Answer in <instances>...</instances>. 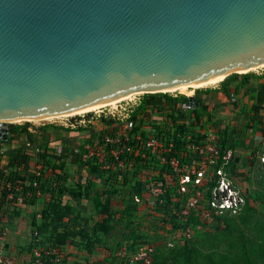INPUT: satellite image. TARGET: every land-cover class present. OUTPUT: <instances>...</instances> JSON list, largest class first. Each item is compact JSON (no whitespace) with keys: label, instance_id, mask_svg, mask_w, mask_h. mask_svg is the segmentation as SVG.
<instances>
[{"label":"water","instance_id":"water-1","mask_svg":"<svg viewBox=\"0 0 264 264\" xmlns=\"http://www.w3.org/2000/svg\"><path fill=\"white\" fill-rule=\"evenodd\" d=\"M260 66L264 0H0V146L9 120Z\"/></svg>","mask_w":264,"mask_h":264},{"label":"trees","instance_id":"trees-1","mask_svg":"<svg viewBox=\"0 0 264 264\" xmlns=\"http://www.w3.org/2000/svg\"><path fill=\"white\" fill-rule=\"evenodd\" d=\"M254 73H233L223 79L220 84L222 92L230 98V90L238 93L241 85H236L230 88V84L239 76H251ZM202 94L209 92L212 89H197ZM220 91V90H219ZM213 92H216L214 90ZM202 96V95H201ZM201 96H197V101L200 105L193 110L192 116L188 119L190 122H180L177 115L170 112L173 105L169 102L173 101L169 92L145 93L143 95L138 112L132 116L134 120H138V124L132 131L131 140L126 142L127 145L133 147L132 151H126L120 158L124 161V166L118 169L115 168L117 159L106 156V160L110 162L111 169H102L99 158L89 159L86 163L91 167L93 174L102 173L106 176V181L110 183L108 190L100 192L95 190L94 183L88 179L83 182L78 181L76 185L69 186L68 171L66 163L63 159L51 158L46 152L39 151V158L44 163L42 175L36 177L34 168H29V160L26 157L22 158V153L14 149L13 154H8L5 157L4 152L0 151V191L8 195L9 193L21 192L23 195L31 196L33 203L40 197L38 191H42L45 197L48 195V200L44 201V207L41 209L40 217L37 213L33 214L31 226L32 239L27 246L28 252L31 254L29 264H69L67 260L66 248L71 246L73 250L91 255L99 247H105L108 251V256L99 261L100 264H145L143 261L131 262L129 256L136 253L139 248L148 243L154 247L151 252V262L149 264H159L157 258L161 257L166 251V258L173 260L174 264H201L199 257H194L192 250L195 238L200 237L204 232L205 223L212 221V229H216L219 233L227 235L233 233L234 230H241V226L245 225L250 230L254 231L256 255L264 258V212L257 216L258 208L251 203L258 200L259 196L253 197L251 194L241 192L245 199V204L239 213L230 214L228 212L219 213L215 208L210 206L213 198V190L218 185L217 169L223 167L230 179L237 184L234 179L239 178V167L234 157L230 158L225 164L224 156L229 149L233 150L234 142L229 139V130L225 128L218 132L221 136L219 145V155L216 156L217 163L212 164L209 177L205 178L197 189L202 191V197L198 208L193 210L189 216V225L192 229L190 238L184 237V226L180 221V210L182 209L186 193L179 192L180 183L179 175L174 174V181L171 185H165V196L163 203H160L158 198H152L151 187L149 181L151 178L165 179L166 169H169L171 160L182 153L188 143H201L205 137V128L203 126L204 114L210 112V105L203 103ZM163 99L164 105H160ZM178 100L187 101L188 97L184 94L179 95ZM168 107V115L164 118L154 119L150 114L146 113L147 108L156 112H164L166 105ZM203 111V112H202ZM170 112V113H169ZM140 113V117H138ZM210 114L209 118L210 119ZM104 124L111 126L113 119H106ZM150 129L147 131L148 126ZM30 123L26 121L23 124H13L9 134L7 144H13L20 136L30 132ZM106 134L114 136V129L107 128ZM150 134H154L157 138H162V144H158L155 148H149L145 144L146 139ZM101 146H105L106 151H110L116 147L113 143H107L103 139L99 140ZM90 142V140H89ZM170 143L172 146L170 147ZM105 144V145H104ZM18 154L20 155L16 156ZM185 153L190 156L191 150L186 149ZM234 154V153H233ZM255 156V153H254ZM165 158L166 162H162L161 158ZM187 157V156H186ZM254 159L252 158V164ZM6 169V171H4ZM39 181V187L33 186L34 180ZM33 180V181H32ZM23 183L21 189H17ZM121 196L124 206L121 209H115L113 206L114 196ZM135 195L139 196L141 202L135 200ZM65 197L81 199L89 205L86 211L75 209ZM153 201V203L150 202ZM32 203V204H33ZM148 210V215L157 218L154 223V229L158 231L162 239L154 237L152 240L147 237V234L140 232L141 224L135 223V211L142 208ZM203 208L210 211L211 217L205 218L200 212ZM132 217V218H131ZM128 219V228L130 234L127 243L120 242L119 246L127 251V257H117L111 254V247L106 243V237L114 229L115 223L120 219ZM131 218V219H130ZM136 224V227L131 228V225ZM202 225L201 229L197 225ZM211 224V223H210ZM37 232V234H35ZM241 238L246 241L251 239L246 236L245 231H240ZM160 240V241H159ZM173 242V246H169V242ZM245 243V241H243ZM164 244V245H162ZM237 251V257L241 260V264H259L256 258H253V253L248 249L247 244H243ZM41 250L40 263L36 262L37 257L34 255L35 250ZM129 253L132 252V253ZM198 251V250H197ZM196 251V252H197ZM48 252V253H46ZM198 254H201L198 251ZM197 256V254H196ZM207 264H215L212 253L204 254ZM88 260V259H87ZM88 264V261L86 262ZM166 264L165 262H160ZM76 264H81L77 262Z\"/></svg>","mask_w":264,"mask_h":264},{"label":"rangeland","instance_id":"rangeland-1","mask_svg":"<svg viewBox=\"0 0 264 264\" xmlns=\"http://www.w3.org/2000/svg\"><path fill=\"white\" fill-rule=\"evenodd\" d=\"M257 69H254L251 71H256L257 73V71H263L262 69L264 68H257ZM242 73H245V72H242ZM220 82L216 81L214 83L207 84L206 87L203 86L200 88L188 87L186 89H178L175 91H170L169 93H178L179 95L181 94L189 95L190 93L195 94L197 96L202 95L201 96L202 102L208 103L210 105V108H209L210 112L205 113L204 118H203V126L205 128V131H207V129L209 131L210 129H213L214 131L221 132L226 128V125L228 126L226 122L224 126L220 125V124H223L224 121L229 120L228 122L229 124L238 126L241 123H244L243 122L244 120L247 122L248 119H251V116H249V114L245 112L246 114L245 117H242V118L237 117L234 114L235 113L234 110L231 111L232 115L231 114L227 115L229 112V110L227 109V110H223L222 112L223 113L222 115L224 116L226 115V117L219 115L221 116L219 119H222V120L217 121V113L219 114L220 112H217L216 108L213 105L214 101L216 100L215 93L213 92V90L222 87ZM196 89H212V90L209 92L207 91L203 92L202 94L200 91ZM185 91L189 93H184ZM143 93L145 94V92L135 93L129 96L128 98H123V99H120L119 101L124 100V99H128V100L132 99L131 103H134L135 101H138L139 99L143 98V95H144ZM234 99L236 100V98ZM117 103L118 102L109 104V106L116 105ZM109 106H105V107H109ZM107 109L108 108H106V111ZM99 110L100 109H97L96 111L99 112ZM94 111H92V113L95 114ZM92 113H90V115ZM146 113L148 114L153 113L154 119H157V117L159 119L161 117V115L158 116V114H156L153 110H150V111L148 110L146 111ZM181 114H184V112L182 111ZM209 114L211 115L210 119H208ZM191 116L192 115L188 114L186 115V118L180 117L181 119L180 121L189 123L190 121L187 120V118H190ZM79 117L80 116L78 114L72 117L70 115L68 120L66 116L54 117L51 119L30 120L28 121L30 123V126H29L30 132L26 134H19L20 136L15 140L13 144L10 145V149L17 150L24 145H29L31 147L41 146L42 149L46 151L47 155H49V157L57 159L61 156V154H58L60 153L59 149L57 150L58 151L57 155L54 154L55 149H54L53 143L54 142L60 143L64 147L63 153L65 152V155H66L65 157L62 156L60 159L62 158L65 159L66 169L69 175V180L67 181V185L74 186L81 179V177H88L89 175H91L92 178H94L93 183H94L95 190L103 192L109 189L110 183L106 181V176H104L105 174L103 175L102 173H96V174L92 173L91 167L89 166L88 163H86V161L89 160L90 157L86 156L85 153L84 154L79 153L80 144L78 142L80 141L78 139H80L82 135L85 136L84 139L87 138L86 140H90V141L93 138L97 139V137L100 138L104 136V133L106 131L105 125L101 123L100 119H93V122L88 123L87 126H79L74 129L68 128L65 126L64 123L68 122L71 119L72 121H74L75 119H79ZM25 122H26L25 120H21V121H16L13 123L19 125ZM149 129L150 127L148 126L147 131ZM236 129L237 131H235L234 133L232 132L230 133L229 131V137L232 138L234 134V138H233L234 147H236V149H240L241 147L242 149H248L250 148L251 145H254L253 149L260 146L256 152L257 156L259 155L258 152L260 151L264 152V149L262 148V144H259V143L254 144V140H253L254 133L259 132L260 129H262L261 125L257 124L254 128L248 125L245 127V130L243 128L244 131H239V128H236ZM232 153H234L232 155L233 157H235V155L237 154L236 157L241 158V155L238 154V150L235 151V149H233ZM261 158L260 157L255 158L253 164L250 163L251 165L249 164V166L247 165L245 168L244 167L242 168V171L247 170L249 175L244 178L241 177V178L234 179L237 181V184H235V182H233V179H231L232 180L231 186L234 189H238L241 192L246 193L247 195L251 194L253 197H255L256 195L259 196L257 202L256 201L254 202L251 200V203L258 208L259 213H257V216H260V213L262 214L264 212V166L260 164L261 162H264V161H262ZM32 164H33V160H30L29 168L31 169H33L35 166L34 164L33 165ZM83 164L88 168L86 169L87 172L85 171L83 172L82 170ZM77 165L80 168L75 167ZM225 194L226 192L224 193L222 192L220 196L223 197ZM71 200L75 202H79L78 199H71ZM239 201L241 200L239 199ZM150 202L153 203L152 200H150ZM74 206L78 207L77 204H75ZM113 206L115 209H121L124 206L121 196L119 195L114 196ZM143 207L144 206L142 205L141 209H138L134 212L136 217L133 216V218H135V223H140L142 225L140 228V232H142V234H147L146 236L150 238L146 240H152L154 237H157L158 239H162L160 236L161 233H159L158 231L154 229V223L157 221V218L154 216L148 215L147 213L148 210L144 209ZM212 221L213 220H211V222L205 223L203 227L204 232H202V235L200 237L195 238L194 243H193V247H195V249L192 250V253H194L193 256L199 257V261L201 264H207L204 254H208V253L213 254L215 264H241L240 262L241 260L237 257L238 255L237 251H240L239 247L243 244H247L248 249L253 253V258H256L259 264H264V258L260 256L259 254L256 255L258 252H256V248L254 247V241H255L254 239H255V234H256L254 231L250 230L249 227H246L245 225L241 226V230L245 231L246 236L251 239L250 241H246L240 236L241 230L240 231L234 230L233 233L224 235L222 233H219L218 230L211 228L212 227L211 225L213 224ZM134 227H136V224H133V226L131 225V228H134ZM130 230L131 229L128 228V219L120 218L115 223L114 229L110 232V234L105 239L106 243L111 247L112 255H115L117 257H120V255L122 256L123 249L119 246V243L120 242L127 243L128 240L129 241L132 240L131 238L130 239L128 238L130 234ZM243 241H245V243H243ZM70 249H72L71 246L66 248L67 257H68L67 260L69 264H76L77 262L81 264H87L86 263L87 261H88V264H100L99 261L104 260L108 256V253H109L108 251H106L105 247H99L91 255H88L87 253H81L73 249L72 251H70ZM197 250L200 251L201 254H198ZM169 251L170 250L166 251L161 257L157 258V262H159V264H163L160 262H165L166 264H174L173 260H170V258H166L165 256L166 254L169 253ZM108 264H109V261H108ZM135 264H138V263H135Z\"/></svg>","mask_w":264,"mask_h":264},{"label":"built area","instance_id":"built-area-1","mask_svg":"<svg viewBox=\"0 0 264 264\" xmlns=\"http://www.w3.org/2000/svg\"><path fill=\"white\" fill-rule=\"evenodd\" d=\"M197 90V89H196ZM174 100L169 102L173 106V108L170 112L178 115L179 121L181 120L180 117L186 118V115H192L193 110L197 107L191 106L189 104V101H182L178 100L179 94L178 93H169ZM195 96V99L197 101L195 94H189L186 95L189 96ZM131 100L124 99L119 101L116 105H110L109 107H103L102 109L97 112L96 110L94 113L92 111L79 114V119H75L74 121L69 120L68 122L64 123L66 127L68 128H77L79 126H87L88 123L93 122V119H100L101 117L105 119H113L114 123L111 126H108L107 128H113L114 129V136L109 134H105L103 137V141L105 144L107 143H113L116 147L112 148L110 151H106L105 146L100 145V141L94 143H87L85 146V149L87 151V156H89V159H94L95 157L100 158L102 169L109 170L111 169V164L109 161L106 160V156L113 157L117 159V164H115V168L117 167L120 169L124 166V161L121 160L120 156L125 153L126 151H132L133 147L126 144V142L131 140L132 131L136 124H138V120H134L132 118L133 114L135 112H138V107L141 104L142 99H139L138 101H135L134 103H131ZM163 101H167L166 99H163L162 102L160 101V105H164ZM165 107V105H164ZM168 107L169 104L166 105L164 112H156V114L161 115L160 118H166L168 113ZM106 108L107 111H106ZM152 110L149 106L146 111ZM184 112V114H181V112ZM169 112V113H170ZM90 113H92L90 115ZM188 113V114H187ZM138 117H140V113H138ZM151 117L153 118V113H150ZM78 115V114H77ZM90 115V116H89ZM76 116V115H72ZM71 116V117H72ZM67 120L69 116H66ZM189 118H187L188 120ZM183 122V121H180ZM13 123V122H12ZM14 124V123H13ZM106 128V129H107ZM10 134V131L8 132ZM9 140V139H8ZM7 140V141H8ZM162 138H157L156 135L150 134L148 138L145 141V144L149 148H155L159 143L161 142ZM7 141H5L7 143ZM0 142H3L2 136H0ZM221 142V136L218 133V131H214L212 129L205 131V137L203 138V141L201 143H188L185 148H183V152L175 156L171 162L169 169H166V175L165 179H158V178H151L149 181V187H151V196L152 198H158L160 200V203H163V199L165 196V185H171L174 181V174H167V173H177L179 175V183L180 188L179 192L186 193L187 197L185 199L184 205L182 209L180 210V221L182 225L184 226V237L190 238L192 235V229L189 225V216L191 215L193 210H196L198 208L200 198L202 197V191L200 189H197L196 187L201 185V183L204 181L205 178L209 177V174L211 173V166L214 163H217L216 156L219 155V145ZM104 144V145H105ZM172 146V143H170V147ZM1 148V146H0ZM186 149L191 150V155L188 156L185 151ZM39 148L36 149L37 152H39ZM1 151V150H0ZM2 152V151H1ZM232 150L229 149L224 156L225 164L228 163L230 158H232ZM187 156V157H186ZM262 161H264V157L261 158ZM162 162H166V159L163 157L161 158ZM44 168V163L40 160L34 166V173L36 177H40L42 175V170ZM6 171V169L4 170ZM217 175L218 177V185L213 190V198L210 202V206L215 208L219 213H225L230 212L231 214L239 213V211L242 209V207L245 204V199L241 194V191L238 189H234L231 186V179L228 177L227 172L223 167L217 169ZM33 181V180H32ZM17 189H21L23 183H19ZM33 186L39 187V181L34 180ZM226 192V194L221 197V193ZM38 196H42V191L37 192ZM9 198H14L15 193H9L7 195ZM235 197V198H233ZM239 199L241 201H239ZM135 200L138 202H141V199L139 196L135 195ZM200 214L205 218H210L211 213L206 208H203L200 212ZM198 229L202 228V225H197ZM37 234V232H35ZM169 246H173V242H169ZM154 250V247L148 243H145L142 245L139 250L131 254L129 256V259L131 262H139L143 261L145 264H149L151 262V252ZM48 253V252H46ZM34 255L37 257L36 262L40 263V257H41V250L37 249L35 250ZM122 257H127L126 251L122 252Z\"/></svg>","mask_w":264,"mask_h":264},{"label":"crops","instance_id":"crops-1","mask_svg":"<svg viewBox=\"0 0 264 264\" xmlns=\"http://www.w3.org/2000/svg\"><path fill=\"white\" fill-rule=\"evenodd\" d=\"M259 68H264V67H259ZM258 70V69H257ZM263 71H252L254 73L251 76H239L235 81H233L230 84V88H234L236 85H241L240 90L238 93L234 92L233 90H230V98L228 100H224L223 98H218V92L219 90L222 91V87L215 89V98L216 100L214 101L213 105L216 108L217 112H220L219 114L217 113V121L222 120L219 119L223 113V110H229L227 115H232V110L235 111V116L237 117H245V112L251 116V119H248L246 122L245 120L243 121L244 123H241L238 126H235L233 124H229V120L224 121L223 124H220L221 126H224L225 122L228 124L226 125V128L230 131V133H234L237 131L236 128H239V131H244L246 126H251L255 127L257 124L262 126V129H260L259 132L254 133L253 135V140L254 144L259 143L262 144V148L264 149V69ZM240 73V72H239ZM247 73V72H245ZM220 82V81H218ZM214 91V90H213ZM236 98V100L234 99ZM221 115V116H219ZM90 116V115H89ZM226 117V115L224 116ZM96 119V118H95ZM105 118L101 117L100 121L101 123L104 124ZM221 122V121H220ZM234 123V122H233ZM105 125V129L108 127L107 124ZM255 125V126H254ZM219 126V124H218ZM244 128V130H243ZM208 130V129H207ZM213 130V129H212ZM106 132L104 133L105 136ZM100 137L97 139L101 140L103 137ZM231 136V134H230ZM85 136L82 135L80 139H78L80 142H78L80 145L79 148V153H85L87 156V151L85 149V145L87 143H94L97 142V139H92L90 142L89 140L84 139ZM230 138V141L234 142V134ZM88 141V142H87ZM55 152L54 154L57 155V150H60L61 154L60 157L66 156L64 151V147L60 143H53ZM254 145H251L250 148L248 149H236L234 147L233 149L238 150V154L241 155L240 157H236L237 154L235 155L234 159L238 164L239 167V178L241 177H246L249 175L247 170H243L242 168L246 167L247 165L249 166L250 163H252V158L255 160V158H261L264 157V152L260 151L258 152L259 155L257 156V148L253 149ZM22 148V149H21ZM21 148L17 149V151L22 153L19 157L22 156L26 157V159L33 160V164L36 166L38 161H40L39 158V152L36 151V149H40L39 151H44L41 146H35L31 147L29 145H24ZM252 148V149H251ZM2 152H4L5 157H8L7 155L13 154L14 149H10V144L5 143L4 149L2 147L0 148ZM255 153V156H254ZM47 154V153H46ZM58 159V158H57ZM64 161L65 159L62 158ZM240 160V161H238ZM100 161V158L98 160ZM32 164V165H33ZM262 166H264V162L260 163ZM251 165V164H250ZM30 166V165H29ZM83 164V172H87L86 169H88L86 166ZM77 168H80L75 166ZM88 179L92 180L91 175L88 177H81V181L85 182ZM105 181V180H104ZM101 183V182H100ZM31 196L23 195L21 192H16L14 198H9L7 195L1 193L0 191V264H29L31 260V254L28 252L26 249L28 244L30 243L32 239V231L33 228L31 226V221L34 213H37V216L40 217V212L41 209L44 207V201L48 200V195L45 197H39L37 201L34 203L30 198ZM71 199H76V198H70V197H65L66 201H69L72 205L77 204L78 207L74 206L77 208V210L80 211H86L87 208H89V205L87 204L88 202L78 199L79 202H75ZM75 202V204H74ZM33 203V204H32ZM81 207H80V206ZM79 208V209H78ZM72 251V249H70Z\"/></svg>","mask_w":264,"mask_h":264},{"label":"bare ground","instance_id":"bare-ground-1","mask_svg":"<svg viewBox=\"0 0 264 264\" xmlns=\"http://www.w3.org/2000/svg\"><path fill=\"white\" fill-rule=\"evenodd\" d=\"M262 67V66H260ZM264 67V66H263ZM254 69H257L256 67L252 68V69H241V70H238V73H242V72H249L251 70H254ZM223 79H225V75H218V76H214V77H209V78H205V79H200V80H197V81H193V82H188V83H183V84H180V85H176V86H173V87H165V88H158V89H152V90H141V91H138V92H134L132 94H129L127 96H124L120 99H123V98H128L129 96L135 94V93H141V92H147V91H152V92H170V91H175V90H178V89H186L188 87H195V88H200V87H203V86H207V84H210V83H214L216 81H222ZM184 93H189V92H184ZM192 94V93H190ZM120 99H117V100H112V101H108V102H104V103H100V104H96V105H91L89 107H84V108H81V109H77V110H72V111H66V112H62V113H55V114H51V115H47V116H43V117H38V118H30L29 120H37V119H51V118H54V117H62V116H72V115H77V114H82L83 113H86L87 112H90V110L94 111L95 109H101L105 106H109V104H113L115 102H119ZM22 119H14V120H9L11 122H16V121H21Z\"/></svg>","mask_w":264,"mask_h":264}]
</instances>
